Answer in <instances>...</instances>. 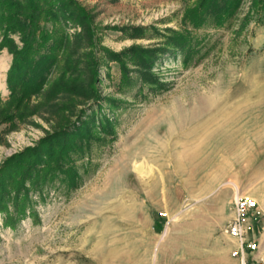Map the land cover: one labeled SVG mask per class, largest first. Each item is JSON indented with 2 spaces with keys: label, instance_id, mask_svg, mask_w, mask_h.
I'll return each instance as SVG.
<instances>
[{
  "label": "rangeland",
  "instance_id": "rangeland-1",
  "mask_svg": "<svg viewBox=\"0 0 264 264\" xmlns=\"http://www.w3.org/2000/svg\"><path fill=\"white\" fill-rule=\"evenodd\" d=\"M41 1L40 90L17 100L0 45V264H232V200L264 211V3L193 26L200 0H67L52 18L60 0Z\"/></svg>",
  "mask_w": 264,
  "mask_h": 264
},
{
  "label": "trees",
  "instance_id": "trees-1",
  "mask_svg": "<svg viewBox=\"0 0 264 264\" xmlns=\"http://www.w3.org/2000/svg\"><path fill=\"white\" fill-rule=\"evenodd\" d=\"M241 0H200L199 5L189 8L185 14V22L193 26H199L207 20V15L210 11L215 12L218 24H222L231 16L237 8ZM41 0H0L2 11L0 13V22L4 26V37L1 42V47H7L13 54V63L8 73V85L12 92L21 89V95L17 100L21 101L24 97H29L31 93L26 89L28 86H34L35 90H40L41 85L45 83L47 71L50 70L51 63L47 64V58L50 55L41 53L42 47L50 38V33L47 30L37 28L36 22L42 16ZM59 2V0H58ZM60 2H62V5ZM59 4L50 6V14L45 16L52 18L56 14H60L62 10L70 12L71 5L66 4L67 0H60ZM63 2L65 5H63ZM71 2V1H70ZM264 3V0H261ZM83 18L88 16L86 10L78 7ZM19 10H22L21 12ZM69 10V11H68ZM36 12H38L36 14ZM40 12V13H39ZM70 14V13H69ZM44 15V14H43ZM24 17V18H22ZM83 19V20H84ZM29 21L30 23H26ZM84 22V21H83ZM20 33L23 46L20 47L11 37L12 33ZM177 43L171 42L174 47H179L181 42L185 40V36L177 33ZM39 57V59H36ZM45 63V64H44ZM25 72H32L29 80H25ZM25 75V76H24ZM21 78H24L21 79ZM21 79L22 83H17L16 80ZM15 80V81H14ZM15 82V83H14ZM20 86H23L24 91Z\"/></svg>",
  "mask_w": 264,
  "mask_h": 264
},
{
  "label": "built area",
  "instance_id": "built-area-1",
  "mask_svg": "<svg viewBox=\"0 0 264 264\" xmlns=\"http://www.w3.org/2000/svg\"><path fill=\"white\" fill-rule=\"evenodd\" d=\"M231 213L221 233L234 243L232 256L240 264H264V244L258 239L256 227L264 214L257 198L237 195L231 202Z\"/></svg>",
  "mask_w": 264,
  "mask_h": 264
},
{
  "label": "crops",
  "instance_id": "crops-1",
  "mask_svg": "<svg viewBox=\"0 0 264 264\" xmlns=\"http://www.w3.org/2000/svg\"><path fill=\"white\" fill-rule=\"evenodd\" d=\"M257 227L260 232L259 237H260L261 243L264 244V217H261L260 221L257 224ZM233 260L234 261L232 262V264H239L238 259L234 258Z\"/></svg>",
  "mask_w": 264,
  "mask_h": 264
},
{
  "label": "bare ground",
  "instance_id": "bare-ground-1",
  "mask_svg": "<svg viewBox=\"0 0 264 264\" xmlns=\"http://www.w3.org/2000/svg\"><path fill=\"white\" fill-rule=\"evenodd\" d=\"M4 86V85H3ZM233 105V104H232ZM231 105V106H232ZM234 107H237L236 105L234 106ZM232 108H233V106H232ZM229 109H231V107L229 108ZM234 118V117H233ZM232 118V119H233ZM228 119V118H227ZM231 119V120H232ZM231 120H229V121H231ZM226 122V121H225ZM229 123V122H228ZM180 125V124H179ZM183 151V150H182ZM190 151V150H189ZM135 169H136V171H137V173L139 172V173H141V174H147V170H146V168H145V166L144 165H142V164H137L136 166H135ZM134 209V208H133ZM135 211V210H134ZM128 212V211H127ZM129 213V212H128ZM132 214H134V213H132Z\"/></svg>",
  "mask_w": 264,
  "mask_h": 264
}]
</instances>
